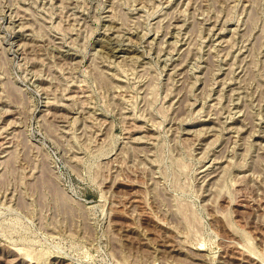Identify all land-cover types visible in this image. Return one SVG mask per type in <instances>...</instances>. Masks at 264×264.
<instances>
[{
  "label": "rangeland",
  "instance_id": "obj_1",
  "mask_svg": "<svg viewBox=\"0 0 264 264\" xmlns=\"http://www.w3.org/2000/svg\"><path fill=\"white\" fill-rule=\"evenodd\" d=\"M0 264H264V0H0Z\"/></svg>",
  "mask_w": 264,
  "mask_h": 264
}]
</instances>
